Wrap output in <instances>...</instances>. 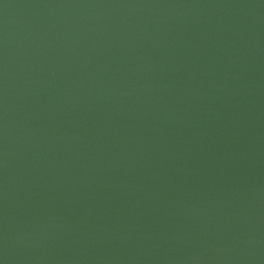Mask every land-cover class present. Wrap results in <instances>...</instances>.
<instances>
[{"label":"water","instance_id":"95a60500","mask_svg":"<svg viewBox=\"0 0 264 264\" xmlns=\"http://www.w3.org/2000/svg\"><path fill=\"white\" fill-rule=\"evenodd\" d=\"M0 264H264V0H0Z\"/></svg>","mask_w":264,"mask_h":264}]
</instances>
